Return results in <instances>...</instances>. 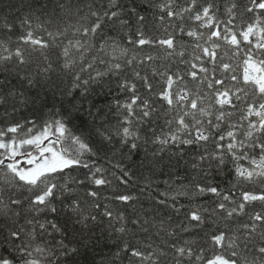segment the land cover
<instances>
[{"label": "snow or ice", "instance_id": "obj_1", "mask_svg": "<svg viewBox=\"0 0 264 264\" xmlns=\"http://www.w3.org/2000/svg\"><path fill=\"white\" fill-rule=\"evenodd\" d=\"M81 3L59 0L57 7L65 14L74 13L77 23L48 32L50 40L35 38L32 31L19 38L44 60L36 65L35 74L20 77L22 86L36 89L39 99L41 81L52 80L56 71L44 51L50 46L61 49L59 68L71 83L62 92L63 112L53 105L40 124L35 119L7 123V108L0 112L4 121L0 124V264H80L82 255L85 260L88 257L81 252L84 245L77 236L86 230L91 236L102 226L120 234L119 243L113 246L117 249L115 256L124 253L129 264H264V0H247L243 12L252 16L242 24L237 22L238 17L243 19L238 0H222L225 19L217 15V0ZM152 21L163 28V38L153 39L146 31ZM25 23L31 27L30 21ZM0 27L12 30L10 23ZM133 27L135 39L129 35L128 44L140 50L145 46L163 49L168 58L180 57L188 70L182 73L165 67L158 71L152 62L159 57H141L123 46L116 37ZM69 32L73 38H67ZM176 33L194 41L189 59H183L187 49ZM25 51L23 46L9 47V41L0 38V71H6V65L12 62L17 66L30 64ZM97 65H103V70ZM140 66L151 68V75L160 77V91L153 90L150 76L142 74ZM186 77L195 81L194 88L188 86ZM137 82H142L147 95L140 94ZM10 84L0 79V106L11 97L15 112L16 102L24 106L32 101ZM113 91L128 94L127 99L112 101L120 116L115 130L109 126L112 108L103 106ZM151 97L163 102L159 108ZM65 103L71 107L65 108ZM45 107L46 102L41 111ZM161 115L167 132L151 128ZM237 115L238 120L233 121ZM73 119L81 120V128L88 135L72 131L69 125ZM144 125L151 132L147 138L141 135ZM225 126L227 131L221 132ZM114 137L121 147L113 156L123 148L131 158L142 143L159 145L149 163L170 149H175L171 155L182 159V146H195L200 153L193 156L190 165L195 170V183L161 192L155 199L176 214L185 207L179 203L180 197L208 196L211 203L187 209V227H180L179 221L172 227L164 220H132L145 236L140 242H134V235L129 239L128 221L112 202L129 204L136 197L125 192L107 195L103 190L114 189L113 178L127 188L133 175L113 159L107 163L116 171L109 174V169L95 159L114 147ZM209 144L215 145L214 151H208ZM78 170L85 171L78 174ZM201 176L203 182L198 179ZM165 183L172 187V181ZM145 186H150L147 180ZM221 221L223 227L205 233L207 248H195L191 239H172L177 227L188 232L189 228L201 229L206 222L216 226ZM150 223L157 237L161 233L166 237L160 244L151 239L153 233L146 227ZM257 237L259 245L254 243Z\"/></svg>", "mask_w": 264, "mask_h": 264}, {"label": "trees", "instance_id": "obj_2", "mask_svg": "<svg viewBox=\"0 0 264 264\" xmlns=\"http://www.w3.org/2000/svg\"><path fill=\"white\" fill-rule=\"evenodd\" d=\"M77 3H81V0H76ZM240 3V10L243 13V19L240 17L237 18L238 23H243L244 20L249 19L252 14L243 12L244 7L246 6L247 0H238ZM59 0H0V25L5 23H10L12 25V30L9 32L3 27H0V38L9 41V47L15 48L17 46H23L26 50L25 55L31 60V63L28 65L17 66L15 62H12L6 65V71H0V79H4L10 81L11 87L16 88V90L23 92L25 96L30 98L28 104L21 106L18 102H16V111L12 112V105L14 101L11 97L8 98L6 105L0 106V112L3 111L4 108H7L10 113L7 123L14 122H25L28 119H35L38 124L42 123L44 119H47L49 116V109L52 106H55V109H59L61 113L63 109H61V96L63 90H65L71 80L69 77L64 76L59 68L60 60L58 59L61 49L55 46H50L48 49L44 50L46 55L49 57V60L52 62L53 67L56 69L54 73H52V80L41 81V85L39 88V99L36 97L35 92L36 89L29 90L26 85L22 86V81L20 77L25 76L28 73L35 74L36 65L43 64V57L39 52H35L32 50L30 45H22L20 41V37L26 35L27 31H32L35 38H42L44 40H50L47 33L53 32L55 33L57 30H62L69 25H75L77 23V17L73 14H65L61 11L57 4ZM217 6L219 7V11L217 13L221 19H225L226 17L223 14V3L222 0H217ZM81 8L83 9V4L81 3ZM86 11V9H84ZM83 14V11L80 13ZM159 15V13H156ZM25 21L31 22V27ZM177 24L180 22L177 21ZM158 21H152L149 24L148 29L146 31L153 39L163 38L165 36V32L162 27L158 26ZM135 28H129L127 31L122 32L116 39L125 47L132 48L133 52H137L141 57L147 54H152L154 56L159 57V59L152 62V67H155L158 71H163L165 67H170L171 70L175 71L179 69L182 73L188 70V66L180 63V57L168 58L163 49L148 47L145 46L143 50L136 49L134 46L128 44V36L132 35V38L135 39L133 35ZM170 31H172L170 29ZM202 31H206L203 30ZM177 40L183 42V45L186 47L187 51L185 57L183 59H189V54L192 52L191 45L194 43L190 37H187L183 34L176 33ZM67 38H73L72 33L69 32ZM67 38H61L66 39ZM230 62V61H229ZM101 70H103V65H97ZM142 68V74L147 72L150 76L151 82L153 84V90L158 92L163 87L162 81L158 76L151 75V68L147 66H140ZM239 71V70H238ZM125 74H122V78ZM127 75L130 77L131 69L127 70ZM112 79H115L114 77ZM187 83L189 87L194 88L195 81H193L190 77H186ZM139 85V92L142 96L147 95L145 88L143 87L142 82H137ZM205 91H207L206 86ZM7 91V89H5ZM103 93V90H102ZM128 94L117 93L113 91V95L108 98V103L103 105L105 108H112L111 116H110V124L109 126L115 130V128L119 125L120 116L117 114L116 109L112 105V101L116 98L121 100L127 99ZM153 102L156 104L157 108H159L162 101H158L155 97H151ZM46 102L48 107H45L43 111H41L42 104ZM71 105L65 103V108H70ZM164 109H160V113H163ZM159 114V113H158ZM75 116L76 114L73 112L72 114ZM81 115L87 116L84 113ZM164 119L161 115V118L155 120L154 123L151 124V128L156 129L157 132L160 131L161 128L164 129L165 132L169 131L168 128L164 127ZM233 121L238 120V115L232 117ZM0 124H4L3 120H0ZM30 125H26L28 127ZM73 132L77 134L88 135L86 129L81 128V120L73 119L72 123L69 125ZM227 131V126L221 129V132ZM219 133H217L218 135ZM141 135L145 138L151 135L150 129L148 125H144L141 127ZM120 143L118 138L114 137V147L110 148V151L107 153L101 152L98 157H96L97 163L103 165L106 169H109V164L107 161L109 159H113L116 162L122 163L125 165L126 169L130 170L133 175V180L130 182L129 186L125 188L124 185H121L119 181L113 178V188L104 189L107 195H114L121 192H125L126 194H131L136 197L129 204H122L116 201L112 202L113 208L117 212H122L125 216L127 222V228L131 230L129 233V239L134 235V242H140L144 239L145 234L137 231V226L131 223L132 220L135 219H148L150 222L155 221L159 223L161 220L166 221L167 225L172 227H176L177 221L180 222V227H187V221L184 219V212L187 209H190L195 204H204L205 206L211 203V197H196L190 199L189 197H180L179 203L183 204L185 207L181 209L179 214H176L172 208L165 207L156 202V196L161 192H172L178 188V186H182L185 184L195 183L192 180L193 175L195 174V170H193L190 165L193 162V156L199 155V151L196 150L195 146H182L184 148L183 158L175 157L171 155V151L175 149H170L165 153L161 154L155 159V162L149 163V161L153 160L151 153L154 152L159 145H153L148 143L147 145L141 144V147L131 156L128 157V153L125 149L121 148L120 152L113 156L112 153L116 151L117 148H120ZM145 148L147 149V154L145 152ZM208 151H214L215 145L209 144L207 146ZM123 157V159H121ZM22 159V158H21ZM185 161L187 163H185ZM85 170H78V174H82ZM111 171H116L115 169H109V174ZM220 175H223L221 173ZM180 177V179H177ZM111 178V177H110ZM200 182H203L204 177L198 178ZM148 181L150 186H145V181ZM165 181H172V187L169 188V185L165 183ZM214 183H220L222 187L228 188L230 185L224 184L222 180L213 181ZM252 186H249L251 189ZM259 191V188L255 189ZM171 203V201H169ZM259 211V207L255 209ZM63 219V218H61ZM23 223V220H21ZM107 221H105V224ZM223 221L219 222L218 225L213 226L211 222H206V225L201 229H192L189 228L188 232L180 231V227H177V235L173 237V240H193V246L195 248L205 247L207 248V242L204 239L205 233H210L215 230L216 227H223ZM149 228V231L153 233L151 239L156 243L160 244L161 239H164V234L161 233L159 237L155 235L156 229L151 227V223L146 225ZM231 227L235 228L237 225L232 224ZM89 230H86L82 236H77V239L82 241L84 245L81 247V252L84 255H87L88 259L85 260L84 256H81L80 264H92L93 258L95 259V264H112L113 260H115L116 264H129V260L124 258V253H121L120 257L115 256V252L117 249L113 247L117 245L120 240V234L111 230H106L103 226L98 231H92L91 236L88 235ZM57 238L58 235L54 234ZM99 237V239H95V237ZM51 239V238H49ZM255 244L259 245L261 241L257 237L254 241ZM108 245L106 247L105 245ZM103 249V252H101ZM210 254V253H206Z\"/></svg>", "mask_w": 264, "mask_h": 264}]
</instances>
